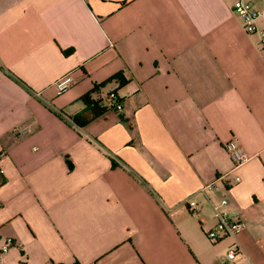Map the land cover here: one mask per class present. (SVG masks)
Wrapping results in <instances>:
<instances>
[{
  "label": "crops",
  "instance_id": "0c3cea01",
  "mask_svg": "<svg viewBox=\"0 0 264 264\" xmlns=\"http://www.w3.org/2000/svg\"><path fill=\"white\" fill-rule=\"evenodd\" d=\"M233 4L0 0V264H264V53ZM222 198L246 227L212 243Z\"/></svg>",
  "mask_w": 264,
  "mask_h": 264
},
{
  "label": "built area",
  "instance_id": "2783aa9c",
  "mask_svg": "<svg viewBox=\"0 0 264 264\" xmlns=\"http://www.w3.org/2000/svg\"><path fill=\"white\" fill-rule=\"evenodd\" d=\"M233 11L241 15L244 28L249 33H255L258 31L261 36V50L264 53V25L258 28L256 25V20L262 18L264 24V3L261 8L256 9L253 7V0H234ZM73 82V76L71 74H66L55 82L57 93L65 91ZM39 94V93H37ZM103 104L109 108H114L115 110H121L122 105L116 97L114 90H111L106 97L103 99ZM224 149L229 155L232 162V170H235L241 164L249 159V155L244 149V147L239 143L235 136H231L224 144ZM238 176H235V180H238ZM211 184H208L201 188L202 192H205L206 188H209ZM188 209L192 213H197L198 205L195 201L188 200L186 202ZM227 204V200L222 198L219 204H213L212 208L214 211V216L216 218V223L213 227L205 232L207 239L212 242H218L227 237H235L240 231L245 227V221L237 216H232L224 209ZM7 245L3 247L6 249ZM240 251L237 241H234L227 250V260L226 264H235L234 259L237 253Z\"/></svg>",
  "mask_w": 264,
  "mask_h": 264
},
{
  "label": "trees",
  "instance_id": "16d2710c",
  "mask_svg": "<svg viewBox=\"0 0 264 264\" xmlns=\"http://www.w3.org/2000/svg\"><path fill=\"white\" fill-rule=\"evenodd\" d=\"M113 79H118L120 85L127 83V80L121 73L112 76L106 80L105 83ZM95 87H98V85H95ZM80 99L84 102L86 109L81 114L71 118L72 121L78 126L86 125L89 121L102 115L105 111H107V109H109V107L105 106L101 100H92L90 98V93L82 95Z\"/></svg>",
  "mask_w": 264,
  "mask_h": 264
}]
</instances>
